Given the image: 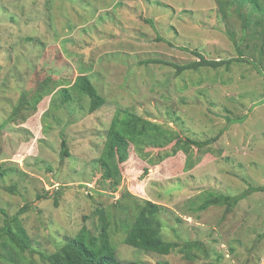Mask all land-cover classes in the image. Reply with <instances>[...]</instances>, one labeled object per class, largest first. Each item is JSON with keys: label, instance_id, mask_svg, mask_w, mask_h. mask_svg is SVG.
<instances>
[{"label": "rangeland", "instance_id": "rangeland-1", "mask_svg": "<svg viewBox=\"0 0 264 264\" xmlns=\"http://www.w3.org/2000/svg\"><path fill=\"white\" fill-rule=\"evenodd\" d=\"M228 30L252 64L175 75L172 66L155 62L185 64L196 59L191 50L209 59L237 57ZM261 45L242 31L238 14L230 10L222 18L215 0H0V228L5 215L26 206L19 218L30 238V250L21 252L0 236V264H48L41 255L53 253L83 224L98 231L96 208L119 219L125 201L145 200L167 207L159 215L165 240H196L204 251L195 249L196 258L186 260L176 250H137L112 227L120 260L263 262L264 191L245 196L229 212L224 205L197 209L212 195L264 185ZM62 87L70 97L65 102ZM122 110L183 138L218 139L188 171L181 151L155 160L171 144L145 148L156 164L129 145L112 188L100 179L95 159ZM62 138L69 155L61 161ZM193 155L200 156L196 149Z\"/></svg>", "mask_w": 264, "mask_h": 264}, {"label": "trees", "instance_id": "trees-1", "mask_svg": "<svg viewBox=\"0 0 264 264\" xmlns=\"http://www.w3.org/2000/svg\"><path fill=\"white\" fill-rule=\"evenodd\" d=\"M221 17L226 19L229 11L232 10L241 20V29L244 33L249 31L251 37L261 40L262 48L264 46V0H215ZM152 23L151 20H145ZM229 39L234 43L238 51V56L228 59H209L204 57L197 50H191L196 57L194 61L177 64L167 61L155 60L157 63L170 65L174 68V74L178 75L185 70H197L199 68L219 69L224 67L228 69L233 62H247L239 50L238 43H235L233 32L228 30ZM183 50L188 48L183 47ZM255 68L260 72L258 66ZM63 93V101L70 99L67 88L59 89ZM89 92L93 91L92 86H88ZM88 92V93H89ZM40 100L37 97L34 100L33 107ZM229 120V119H228ZM232 121V120H229ZM218 139V135L207 138L203 141L181 137L178 133L164 129L158 124L143 119L127 110L117 111L105 131V138L100 154L95 161L100 169V179L108 183L112 188L115 182L121 178V166L128 158L127 148L132 145L133 152L143 160H148L151 164L161 161L176 152L181 151L186 156L184 170L188 171L194 168L201 160V155L209 151V146ZM171 144L168 151L162 152L152 161L149 157V151L145 148H163ZM193 149H196L200 156L193 155ZM69 155L64 138L60 141V159ZM147 173V168L143 169ZM116 180V181H115ZM264 191V185H250L241 194H215L198 205V210H204L209 206H225V211L229 212L236 203L252 192ZM47 194V193H46ZM45 194V195H46ZM123 194V193H122ZM128 196H133L125 192ZM45 195L38 196V198ZM124 195V194H123ZM118 202V201H117ZM116 204V202L114 203ZM167 207L151 200H145L142 204L135 205L125 201L121 210L123 218H117L104 208L94 210L99 225L98 231L94 234L83 224L81 228L72 236H67L64 243L51 254H43L41 257L48 264H143L138 261H122L117 257L116 247L111 239V228L120 229L123 233V243L129 247L146 252H152L160 255H168L172 251H177L186 260L196 258L193 250L204 251L203 244L196 240L185 241L182 243L167 241L161 234L162 223L160 213L167 210ZM26 209V206L19 209L14 215L8 217L5 215L3 225L0 228V236H5L7 240L17 247L21 252L30 250V238L20 222L19 215ZM264 236V232L262 234Z\"/></svg>", "mask_w": 264, "mask_h": 264}, {"label": "built area", "instance_id": "built-area-1", "mask_svg": "<svg viewBox=\"0 0 264 264\" xmlns=\"http://www.w3.org/2000/svg\"><path fill=\"white\" fill-rule=\"evenodd\" d=\"M264 262V261H263ZM263 262H261V263H258V264H263Z\"/></svg>", "mask_w": 264, "mask_h": 264}]
</instances>
